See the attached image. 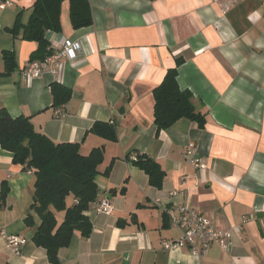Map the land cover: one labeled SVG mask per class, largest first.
<instances>
[{
    "label": "crops",
    "instance_id": "1",
    "mask_svg": "<svg viewBox=\"0 0 264 264\" xmlns=\"http://www.w3.org/2000/svg\"><path fill=\"white\" fill-rule=\"evenodd\" d=\"M9 1L0 8V107L11 116H28L54 142L79 143L84 155L103 149L96 198L85 211L91 232L75 231L59 249L58 264H264L260 0H240L226 12L220 0H88L92 23L78 29L72 28L64 1L61 29L47 36L53 54L69 42L73 55L46 62L28 81L23 71L38 44L13 36L7 27L19 13L26 23L35 0ZM2 51L15 57L8 72ZM174 67L179 87L191 92L195 110L205 116L203 128L180 118L156 132L152 90ZM52 83L70 89L64 103L53 104ZM97 121L112 123L117 139L90 132ZM189 141L206 168H195L183 153ZM136 153L159 163L165 173L160 187L126 159ZM33 192L32 172L0 147V231L26 239L16 255L2 236L0 264H52L33 241L40 222L31 209ZM101 198L110 202V213L96 211ZM179 204L200 209L215 228L231 231L229 246L212 244L202 257L187 246L164 249L162 241L180 235L172 218Z\"/></svg>",
    "mask_w": 264,
    "mask_h": 264
},
{
    "label": "trees",
    "instance_id": "2",
    "mask_svg": "<svg viewBox=\"0 0 264 264\" xmlns=\"http://www.w3.org/2000/svg\"><path fill=\"white\" fill-rule=\"evenodd\" d=\"M64 1L68 2L73 29L91 25L88 0H35L26 23L21 21L19 13L14 24L7 27L13 36L37 42L30 61L53 54L47 34L60 31ZM1 54L6 71L12 70L16 66L13 52ZM177 74V67L168 69L161 83L152 90L156 132L172 126L180 118L195 121L201 128L205 125V116L195 110L191 92L179 87ZM51 93L54 105L64 103L71 95L69 88L58 83L51 84ZM89 131L106 140L117 139L115 126L110 122H94ZM0 147L12 154L14 164L22 165L34 176L31 209L40 222L33 241L46 250L52 264H58L59 249L68 246L75 231L83 236L91 232L92 224L85 211L96 198V176L103 149L96 147L84 155L80 153L79 143L54 142L37 131L28 116H11L4 107H0ZM129 154L126 159L147 174L149 184L160 187L165 173L159 163L145 154L136 153L134 158ZM108 172L109 168L105 173ZM68 196L73 197L71 204L66 202ZM60 212L63 215L58 219ZM25 222L32 224L31 215L26 216Z\"/></svg>",
    "mask_w": 264,
    "mask_h": 264
},
{
    "label": "built area",
    "instance_id": "3",
    "mask_svg": "<svg viewBox=\"0 0 264 264\" xmlns=\"http://www.w3.org/2000/svg\"><path fill=\"white\" fill-rule=\"evenodd\" d=\"M239 1L240 0H220L222 11L226 12ZM260 2L264 12V0H260ZM9 4V0L1 1L0 8H4ZM73 50V45L66 42L63 44L58 53H54L46 57L43 62L36 60L29 61L23 71L25 80L28 81L32 78L38 77L41 74L42 68L46 62L60 56H72ZM55 113L62 115L60 109H55ZM194 150V143L189 141L186 145H184L183 153L189 157L190 163L195 168H206L205 163L200 160ZM171 193L174 194L173 192ZM154 203L160 205L158 199H155ZM95 209L97 212L107 214L111 212L112 207L108 199L101 198L96 201ZM172 218L173 222L180 231V235L176 239L162 241V247L166 250H174L187 246L190 253L196 257H202L206 254L208 247L212 244H217L223 249H226L229 246L231 231L215 228L210 219L198 208H194L186 204H179L177 208V215ZM2 236H5L7 246L10 248L12 253L19 255L22 245L26 242L25 237L14 234L5 235L4 231H0V238Z\"/></svg>",
    "mask_w": 264,
    "mask_h": 264
}]
</instances>
